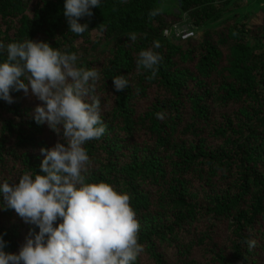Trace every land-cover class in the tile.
Instances as JSON below:
<instances>
[{
	"label": "trees",
	"instance_id": "16d2710c",
	"mask_svg": "<svg viewBox=\"0 0 264 264\" xmlns=\"http://www.w3.org/2000/svg\"><path fill=\"white\" fill-rule=\"evenodd\" d=\"M162 1L102 0L77 36L65 0H0V42L43 41L100 73L86 99L99 100L106 132L84 145L85 182L129 195L144 249L135 264H264V0H175L172 12ZM176 25L200 35L165 34ZM153 42L162 61L149 79L136 60ZM120 75L129 86L115 92ZM11 95L0 100V183L14 184L42 174L40 149L64 141L34 121L31 92ZM34 227L0 207L6 252Z\"/></svg>",
	"mask_w": 264,
	"mask_h": 264
},
{
	"label": "clouds",
	"instance_id": "9594fccd",
	"mask_svg": "<svg viewBox=\"0 0 264 264\" xmlns=\"http://www.w3.org/2000/svg\"><path fill=\"white\" fill-rule=\"evenodd\" d=\"M101 2L65 0L69 31L84 34L88 24L80 23L81 18L91 17ZM159 12L152 10L149 16ZM128 38L135 42L137 36L130 33ZM159 47V42H153L136 60L138 70L151 73L149 79L156 76L162 61L154 51ZM5 51L7 58L0 62V100L12 104V92H31L41 102L34 109V121L62 134L64 142L40 149L42 174L25 173L18 183H0L4 201L0 207L14 210L26 224L35 226L17 253L4 250L6 242L0 235V264H135L144 249L138 242L140 225L129 195L106 182H85L90 157L84 145L106 132L99 100L86 99L100 73L77 67L75 53L61 52L43 41L0 42V53ZM112 82L115 92L129 86L122 75ZM156 118L164 120L165 113L157 112ZM255 243L248 241L250 248Z\"/></svg>",
	"mask_w": 264,
	"mask_h": 264
},
{
	"label": "rangeland",
	"instance_id": "374dc122",
	"mask_svg": "<svg viewBox=\"0 0 264 264\" xmlns=\"http://www.w3.org/2000/svg\"><path fill=\"white\" fill-rule=\"evenodd\" d=\"M241 3H243V5H249L251 3L250 0H240ZM176 1L175 0H163L161 3V7L163 8V10L166 11H176ZM260 13H255V16L252 19V24H258L261 21L260 18ZM200 35V33H196V37H198Z\"/></svg>",
	"mask_w": 264,
	"mask_h": 264
},
{
	"label": "built area",
	"instance_id": "2783aa9c",
	"mask_svg": "<svg viewBox=\"0 0 264 264\" xmlns=\"http://www.w3.org/2000/svg\"><path fill=\"white\" fill-rule=\"evenodd\" d=\"M174 33V36H176V38L185 41L191 37H195L196 33L193 30H186V29H182L181 27H179L178 25H176L175 29L173 32H171L170 30L166 29L165 30V34L169 35Z\"/></svg>",
	"mask_w": 264,
	"mask_h": 264
}]
</instances>
